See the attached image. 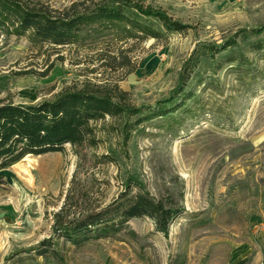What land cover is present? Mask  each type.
Listing matches in <instances>:
<instances>
[{"label":"rangeland","instance_id":"1","mask_svg":"<svg viewBox=\"0 0 264 264\" xmlns=\"http://www.w3.org/2000/svg\"><path fill=\"white\" fill-rule=\"evenodd\" d=\"M21 1L63 12L87 0ZM126 5L162 11L187 30L82 48L34 46L0 32V104L91 91L141 110L97 122L96 147L68 145L0 172V264H264V35L252 32L264 27V0ZM230 41L235 47L208 54ZM174 98L175 112L143 121ZM137 183L185 209L167 237L154 220L138 218L80 249L61 239L59 260L35 254L45 240L56 243L63 207L76 220L130 187L136 193Z\"/></svg>","mask_w":264,"mask_h":264},{"label":"trees","instance_id":"2","mask_svg":"<svg viewBox=\"0 0 264 264\" xmlns=\"http://www.w3.org/2000/svg\"><path fill=\"white\" fill-rule=\"evenodd\" d=\"M124 3L127 4V0H87L61 12L27 7L21 0H0V32L10 37L27 38L34 46L48 44L82 48L109 40L128 43L153 38L162 41L167 40L169 34L187 30L184 24L173 21L162 11H144ZM152 19L159 21L162 27L158 28ZM252 32L255 37H261L264 27ZM235 45L234 41H230L221 49L210 46L208 54L215 57V54ZM178 92L185 99L189 97L183 87ZM178 103V99H171L156 110L149 111L142 117L143 121L163 119L177 110ZM125 112L135 116L141 110L127 109L114 103L111 97L91 91L66 92L54 100L31 105L2 103L0 172L29 156L62 153L68 145L76 151L86 145L96 147V123L107 117H120ZM172 121L179 123L178 119ZM133 187L122 192L107 207L93 208L76 220H67L63 207L55 215L52 227L56 243L53 238L45 240L34 249L35 254L59 260L56 246L61 239L80 249L91 241L118 235L129 221L138 218L154 220L157 231L167 237L170 224L185 209L179 208L171 199H156L141 184L137 183L136 193Z\"/></svg>","mask_w":264,"mask_h":264},{"label":"bare ground","instance_id":"3","mask_svg":"<svg viewBox=\"0 0 264 264\" xmlns=\"http://www.w3.org/2000/svg\"><path fill=\"white\" fill-rule=\"evenodd\" d=\"M29 158H30V156L27 157V158H25V159L23 160V162H24V161H27ZM30 160H31V159H30ZM13 167H14V166H13ZM15 167H24V164H21V162H19L17 165H15Z\"/></svg>","mask_w":264,"mask_h":264}]
</instances>
